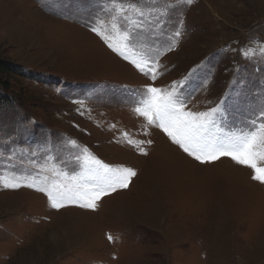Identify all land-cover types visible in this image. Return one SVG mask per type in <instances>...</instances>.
<instances>
[{
    "label": "rangeland",
    "instance_id": "rangeland-1",
    "mask_svg": "<svg viewBox=\"0 0 264 264\" xmlns=\"http://www.w3.org/2000/svg\"><path fill=\"white\" fill-rule=\"evenodd\" d=\"M261 47L264 0H0V59L21 71L0 88V177L21 184H0V264H264L253 169L202 163L134 111L148 87L175 85L185 111L225 101L208 139L248 131L264 106V57L242 53ZM88 156L136 175L95 208H53L47 192L85 175Z\"/></svg>",
    "mask_w": 264,
    "mask_h": 264
},
{
    "label": "snow or ice",
    "instance_id": "snow-or-ice-1",
    "mask_svg": "<svg viewBox=\"0 0 264 264\" xmlns=\"http://www.w3.org/2000/svg\"><path fill=\"white\" fill-rule=\"evenodd\" d=\"M182 2L191 4L193 0H182ZM129 8L136 12L140 17L144 13L136 9L135 5H129ZM111 11L123 14L125 9L122 3H113ZM125 20L130 18L121 16ZM134 27H139L133 21ZM117 27L116 18L113 17V28ZM97 35H103L99 27L92 29ZM127 31V30H125ZM179 32L176 33L179 36ZM107 41V36H103ZM133 38V33L128 32L124 37L126 41ZM108 46L125 59L128 56L124 50L117 49L113 44ZM170 50V49H169ZM258 51L261 57H264V47L259 49H244L245 59H252L254 53ZM132 63L145 75L152 74L155 79V68L149 67L147 60H133ZM148 68V71L145 69ZM222 99L214 107L206 112L185 111V101L178 94L175 85L171 90H162L156 87H148L143 91L139 98L134 101V111L143 116L151 125L161 128L173 141L186 152L200 162L219 159L220 156H230L239 164L246 165L253 169V179L264 183V168L257 167L258 160H264V106L260 108L259 123L252 120L248 131H241L238 135L226 136L223 140L217 138L210 140L207 138V130L214 124L218 114L223 113ZM75 143V142H72ZM86 174L79 177H72L67 184H58L56 190L48 191V197L53 208L64 206V202L78 203L83 208H95V201L102 195H107L110 191H116L119 188H126L129 179L136 173L130 169H111L102 165L94 157H86ZM0 184L5 188H19L21 184L15 179L0 177ZM91 185V187H88ZM27 187L34 185L29 183ZM38 191H45L44 188H37ZM112 239L111 236L108 237Z\"/></svg>",
    "mask_w": 264,
    "mask_h": 264
},
{
    "label": "trees",
    "instance_id": "trees-1",
    "mask_svg": "<svg viewBox=\"0 0 264 264\" xmlns=\"http://www.w3.org/2000/svg\"><path fill=\"white\" fill-rule=\"evenodd\" d=\"M14 74H21V71H18L10 63L0 59V88H3L4 91L8 92L9 91L8 79L5 78L7 76H11ZM9 102H10V98L3 96L0 93V105L7 104Z\"/></svg>",
    "mask_w": 264,
    "mask_h": 264
}]
</instances>
